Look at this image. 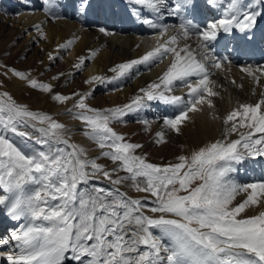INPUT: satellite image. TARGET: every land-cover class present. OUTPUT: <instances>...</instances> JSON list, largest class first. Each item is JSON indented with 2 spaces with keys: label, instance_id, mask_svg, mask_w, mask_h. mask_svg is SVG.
<instances>
[{
  "label": "snow or ice",
  "instance_id": "snow-or-ice-1",
  "mask_svg": "<svg viewBox=\"0 0 264 264\" xmlns=\"http://www.w3.org/2000/svg\"><path fill=\"white\" fill-rule=\"evenodd\" d=\"M131 2L152 10L159 8V0ZM207 2L216 7L223 4V0ZM51 3L46 0V4ZM77 3L78 10L91 6V0ZM192 3L177 0L174 11ZM45 10L50 11V7ZM262 16L264 0H228L224 18L204 29L191 20L181 23L182 35H171L143 56L110 69L126 77L135 66L151 68L172 57L156 80L140 88V95L113 108L91 107L86 103L91 93L55 92L51 83L40 82L25 71L7 69L5 76L10 71L62 105L74 101L66 112L84 125V135L96 144L100 155L90 158L85 148L70 143L66 124L30 110L7 91L0 93V189L5 193L0 195V205L7 206L16 220L30 217L21 233L10 234L18 251H0V257L7 264H264V211L247 214L251 208L264 209V182L240 185L230 178L236 170L234 165L250 156H264V90L257 102L239 103L222 118L225 129L221 139L189 155H178L175 163L149 162L146 156L136 154L142 144L127 142L112 127L124 116L148 108V102L160 101L177 109L175 115L164 117L163 123L181 135L182 126L191 120L189 113L203 112L205 106L215 109V98L220 96L209 69H221L226 58L222 61L215 57L211 42L221 31L230 33L233 28L248 35ZM144 23L159 27L151 19ZM36 27L47 39V34ZM193 29L203 41L197 44L195 54L191 44L179 45L181 39L193 34ZM99 31L112 34L104 28ZM167 33L168 29L162 28L160 37ZM73 43L69 40L58 48L67 51ZM96 55L91 51L90 57L80 56L74 67L82 70L86 60ZM55 58L49 54V59ZM0 67L6 68L3 64ZM241 71L251 78L254 95L257 88H264V65L244 66ZM104 80L93 76L85 83ZM231 83L244 88L235 78ZM181 86L188 89L190 98L173 94ZM142 123L150 124L147 120ZM21 127L38 132L37 143L46 145L47 151L26 154L7 138L10 131L33 139L28 132L20 131ZM233 134L238 138L231 139ZM157 137L155 143L167 142L164 131ZM101 158L111 161L112 167L98 163ZM120 172L126 174L121 176ZM92 179L107 180L116 187L89 189ZM125 183L147 195L130 197L118 187ZM29 186L34 190L26 191ZM241 194V200L235 202ZM10 241L0 238V246Z\"/></svg>",
  "mask_w": 264,
  "mask_h": 264
},
{
  "label": "bare ground",
  "instance_id": "bare-ground-1",
  "mask_svg": "<svg viewBox=\"0 0 264 264\" xmlns=\"http://www.w3.org/2000/svg\"><path fill=\"white\" fill-rule=\"evenodd\" d=\"M176 2L177 0H159L158 10H152L153 15H151L150 13H139L142 8L132 3L131 0H91L90 10L96 14L95 24L97 25V28L93 29L88 27L89 23L85 21L84 14L74 15L77 0H52L51 5L46 4V0H0V64L15 61L19 52H21L18 59L26 57V60L22 62V71L30 73L34 79L38 76L46 78L49 83L54 85L55 92H63L66 95H71L73 92L91 93L89 97L92 104H98L99 102V104L105 106H103L104 108L121 106L129 103L134 96L140 95L139 90L141 87H146L162 74L168 66L167 59L170 56L166 57L162 63L151 68L147 65L135 66L126 77H119L117 73L110 71L111 68L117 64L143 56L148 49L151 50L157 44L159 39L163 43L171 35H182L180 33L181 23L191 20L193 25H198L201 29L206 28L208 25L207 15L201 13L197 0H193L191 7L182 9L179 12L174 11ZM242 2L248 3L249 0H242ZM227 3L228 0H223V4L218 7L217 12H220V14L217 21L224 18V7ZM127 6L131 7L135 17L129 16ZM47 7H50V11L45 10ZM146 9L149 10V8ZM54 16L60 18L53 19ZM196 17L202 18L204 23L196 22ZM146 19H151L153 23L162 20L163 27L168 29L167 35L161 38L160 30L151 33L142 23ZM261 23L262 28L257 30L256 39L257 42L264 45V16L261 17ZM36 26H39L47 34V39L42 36L41 31ZM100 28H104L106 32L112 34L101 33ZM253 29L250 34H252ZM24 34H26L24 42L17 45L18 38ZM244 35V32H240L234 34L232 38L226 36L224 40L219 33L217 39L211 42L214 55L221 53L225 50V47L230 49L233 42L240 46L244 40ZM157 37L159 38L157 39ZM220 39L221 45L219 43ZM69 40L74 41L69 49L70 52L58 48V45L66 44ZM202 42L195 34V29H193V34L187 40L181 39L179 45L182 47L185 43L191 44L195 54L197 44ZM216 44L217 46L214 47ZM91 51L97 52V55L86 60V63L91 64L95 70V74L90 76L84 67V71L81 73L83 69L78 70L74 65L78 63L80 56L90 57ZM241 53V49H238L237 57L233 59L227 52V64H223L221 69H209L210 79L216 82V90L220 92V96L215 98L216 108L208 109L205 106L203 112L189 113L191 120L185 122L182 126L181 135H176L163 123L164 117H171L177 113V109L171 105L160 101H150L148 102V108L135 113L136 119L150 122L149 125L141 122L126 126V128L134 127L135 133L141 139L142 150L149 146L157 153L163 152L169 156L175 155L177 157L182 150L192 152L205 144L221 139L225 129L222 118L230 112V107H232V111L239 103H255L259 99V93L264 90V88H257L256 94H253L251 78L241 71L242 67L250 64L242 62ZM49 54L56 58L49 59ZM230 59L236 65L231 63ZM258 62L254 59L251 66H260L257 65ZM14 67L7 69H13ZM61 73H63L62 76H60ZM10 74L16 86L14 89H17L19 97L23 101H28V103L30 101L35 107L48 105L53 107L54 112H59V115H65L63 112L66 111L70 101L66 105H62L53 100L51 94L32 89L26 82L15 77L11 72ZM49 74L51 78H47ZM53 76H60V78L53 80ZM93 76H102L105 80L104 82H94L92 84L85 83ZM233 78L236 79L237 84L243 83L244 88L240 89L233 85L231 83ZM262 80H264V77H262ZM99 89L104 91L103 94L101 93L98 96L96 92ZM26 90L28 94H26ZM173 94L190 98L188 97V89L182 86L176 87ZM250 94L254 96L255 101L251 102ZM123 119L124 122L129 121L127 115ZM216 120L222 123L220 127L216 125ZM160 131L165 132L166 143H155L158 139L157 133ZM230 138L236 139L238 137L233 134ZM256 159H259V156H250L241 163L234 165L236 170L230 173V178L240 185L264 182V156L260 163H257ZM3 194L5 193L0 189V195ZM242 196L243 194L237 196L235 202H239ZM259 211H264V209L251 208L247 214L253 215ZM24 219H14L7 208L3 222L0 221V235L2 238L10 239V234L13 231L6 228L9 225H19ZM13 246L15 249V242ZM0 264H7V261L0 259Z\"/></svg>",
  "mask_w": 264,
  "mask_h": 264
},
{
  "label": "rangeland",
  "instance_id": "rangeland-1",
  "mask_svg": "<svg viewBox=\"0 0 264 264\" xmlns=\"http://www.w3.org/2000/svg\"><path fill=\"white\" fill-rule=\"evenodd\" d=\"M89 10H90L89 8L87 10H78V3H77L74 15L78 16V15L84 14L85 21L88 22L89 25H90V26L88 25V27L95 29V28H97V25L95 24L96 23V21H95L96 14L92 13L91 10H90V13H89ZM91 15H92V17H95L94 18V22H92L93 20H92ZM130 15H132V14H129V16ZM25 36H26V34H24L22 37H19L16 44L17 45L22 44L24 42V40H25ZM67 52H70V51L67 50ZM19 54H21V52H19ZM19 54H18L17 59L15 61L9 62L8 64H3V65L6 66V68L0 67V93H2L4 91H7L14 97V99L18 103L27 105L30 110L36 111V112H40V113L49 114L54 119H56L57 121L66 124L67 128L69 129L66 138H68L70 140V143L76 144V145H79V146L85 148L87 150L88 156L90 158H95L96 156L100 155V149L96 146V144L91 139H89L87 136L84 135V125L80 121L76 120L72 115H69V114L66 115L67 112L64 111L63 114H65V115L61 116V115H59V112H54L55 110L52 109L53 107H50L48 105L47 106L44 105L42 107H35L30 101L28 103V101H23V99L19 97V93H18L17 89L16 88L14 89V87H16V86L14 84V80H13L11 74H10V71L8 72L7 76H5L3 74L7 70V68L14 67V66H15L14 68H16L17 70L22 71V69H23L22 68V64H23L22 62H24L26 60V57L18 59ZM84 69L87 72H89L90 76H91V74H95L94 67H92V65L89 64V63L85 64ZM84 69L81 71V73L84 71ZM47 78H51V75L50 74H49V76L47 75ZM36 80H38L40 82H44V83H49L46 80V78H42L41 76L36 77ZM79 82H80V80H79ZM11 87L13 88V90H12ZM35 90H37V89H35ZM103 91H100V89H99L96 92V95L99 96L101 93L103 94ZM27 92L28 91L26 90V94H28ZM61 93H63V92H61ZM250 96H251V102L255 101L254 100V96L252 94H250ZM73 103H74V101H70V104L67 106V108H72ZM86 103L89 104L91 107H94V108H104L105 107L103 104H101V103L99 104V102H98V104H96V103L92 104V102H90V97L86 100ZM231 109H232V107H230V111H231ZM73 111H79V110L78 109H73ZM131 114H128L130 117L127 115V119H129V121H127V122L125 121L124 122L123 121L124 119L122 118L121 122L113 123L112 127L118 133H122L126 137L127 142L139 143L140 144L141 143V139L139 138V135L135 133L134 127L133 128H129V127L126 128L127 125L130 126V125H134V124H138V123L142 122L141 119H136L135 118V113H131ZM218 119H220V118H218ZM215 123L219 127L222 124L219 120H216ZM20 131L28 132L33 137V139H28L25 136H22V135H19V134H16V133H12L10 131L7 132L6 135H7V138L10 141H12L17 147H19L21 150H23L26 154H33V153L41 151V150L47 151V146L46 145H42L40 143H37V138L40 136V134L38 132H36L33 128L21 127ZM145 138H146V135H145ZM61 146L63 147V145H61ZM154 146H156V145H154ZM153 150L154 149H152V148H150L148 146V147H146L143 150L142 149H138L136 151V154L142 155V156H146V158H147V160L149 162L155 163V164H160V165H166L169 162H172V163L177 162L175 155L174 156H169L166 153H163V152L162 153H157L155 150L154 151ZM182 152H184V151L182 150ZM181 153H179V155H181ZM190 153H191V151L190 152H184L183 155H189ZM97 162L105 164L108 167H112L111 161H109L107 159L101 158ZM247 162H246V164H247ZM125 174L126 173H124V172H120L121 176H123ZM92 186L105 187V188H109V189H111L113 187H116V186H113V185L109 184V182L107 180H101V179H92V180H90L89 185L87 187H89V189H91ZM118 187L120 188L121 191H124V192H127L128 194H130V197H132V198H135V197L139 198V197L147 195L146 193H137V192H135L130 187L129 183L122 184V185H120ZM32 190H34L33 186H29L26 189V191H28V192H31ZM181 194H183V193H181ZM9 195H11V194H9ZM149 203H151V201H149ZM7 208L8 207L4 206V205L0 206V214H1L0 215V221L1 222H3V217L5 216V210ZM27 219L28 218H25L23 220V223H25L26 225H28L30 223L29 221H27ZM37 223H39V222H37ZM13 226L16 227L17 225H13ZM21 230H16L15 232L19 234L21 232ZM17 251H14V252H17Z\"/></svg>",
  "mask_w": 264,
  "mask_h": 264
}]
</instances>
